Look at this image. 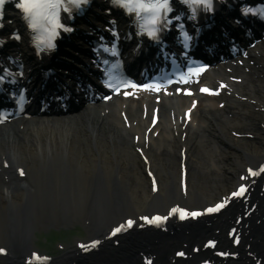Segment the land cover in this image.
<instances>
[{
    "label": "bare ground",
    "instance_id": "bare-ground-1",
    "mask_svg": "<svg viewBox=\"0 0 264 264\" xmlns=\"http://www.w3.org/2000/svg\"><path fill=\"white\" fill-rule=\"evenodd\" d=\"M24 55L14 52L19 64ZM206 81L224 84L220 96L187 120L189 103L176 99L0 127V264H32L38 235L77 226L84 237L44 264H264V56ZM244 183L246 194L231 196ZM218 202L222 213L196 222L140 221Z\"/></svg>",
    "mask_w": 264,
    "mask_h": 264
},
{
    "label": "snow or ice",
    "instance_id": "snow-or-ice-1",
    "mask_svg": "<svg viewBox=\"0 0 264 264\" xmlns=\"http://www.w3.org/2000/svg\"><path fill=\"white\" fill-rule=\"evenodd\" d=\"M4 0H0V4H3ZM32 2L33 0H23V2L21 3H18L17 4V7L18 8H21L24 10V13H25V18L28 20V26L29 28H35L37 25L36 23L34 22V19L33 18H30V12H29V7L32 5ZM88 0H77V2L75 3V7L76 8H80L82 7V4H87ZM113 3L114 4H117L119 3V0H113ZM49 7H52V8H55L56 6L55 5H49ZM149 7H152V8H163L165 9V11H171V8L169 6V3H168V0H162L161 3H153L151 5H149ZM130 11V9H128ZM65 11H68L67 9H65ZM71 18V17H69ZM156 22V17H153L152 18V23H155ZM112 23H115L114 21H112ZM0 27H2V25H0ZM56 27H59V28H62L64 31H68V32H71L73 29L69 26H66L64 24H61L59 23V20L57 18V23H56ZM156 29L153 28V29H150L148 30V35L151 36L153 39H156ZM59 33L55 31V28L52 29V35L51 36H48L47 39H46V42L42 45L44 47H47V48H54L55 47V44L52 43V37L55 36V35H58ZM113 35H117L116 32H113ZM13 38L14 39H17L19 40L20 39V35L18 33H14L13 34ZM0 43H3L2 41H0ZM113 55H115L116 53L113 52L112 53ZM132 87H136V85H130ZM147 87V86H145ZM250 172L252 171L251 169L249 170ZM223 207L222 204H219L216 206V209H219ZM216 209H212V208H209L208 211L209 212H212ZM197 213H192L193 216H195ZM182 218H183V215H182ZM155 220H160L161 218L160 217H155L154 218ZM129 225H131L132 221H128ZM116 231H119V229H116ZM94 244L95 243H98V242H93ZM4 250L3 249H0V252H3ZM149 264H151V262L149 261Z\"/></svg>",
    "mask_w": 264,
    "mask_h": 264
},
{
    "label": "rangeland",
    "instance_id": "rangeland-1",
    "mask_svg": "<svg viewBox=\"0 0 264 264\" xmlns=\"http://www.w3.org/2000/svg\"><path fill=\"white\" fill-rule=\"evenodd\" d=\"M83 230L77 226L73 228L50 229L38 235L36 248L38 255L55 257L61 255L65 249L74 244L75 238H83Z\"/></svg>",
    "mask_w": 264,
    "mask_h": 264
}]
</instances>
